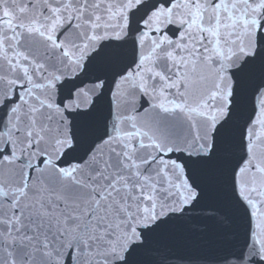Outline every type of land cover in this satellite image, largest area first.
<instances>
[{"label":"water","instance_id":"water-1","mask_svg":"<svg viewBox=\"0 0 264 264\" xmlns=\"http://www.w3.org/2000/svg\"><path fill=\"white\" fill-rule=\"evenodd\" d=\"M258 90L264 136V0H0V242L84 264L115 202L106 264H264L231 182Z\"/></svg>","mask_w":264,"mask_h":264},{"label":"snow or ice","instance_id":"snow-or-ice-1","mask_svg":"<svg viewBox=\"0 0 264 264\" xmlns=\"http://www.w3.org/2000/svg\"><path fill=\"white\" fill-rule=\"evenodd\" d=\"M85 7L90 5L85 4ZM91 19V17H89ZM260 91L258 90L253 97V110L245 124L242 134V155L237 161L231 171V182L233 195L238 202L239 206L248 214L249 217V230L247 236V245L251 247L254 243L259 244L264 241V231L254 232L251 228V217L254 209L251 207L250 202H254L264 206L262 201L257 195L258 189L251 186V181L259 179L257 176V169L264 167V136L259 135L260 125L255 121L260 112ZM223 127V126H221ZM218 134L220 129H217ZM107 135V133H106ZM216 156V151L211 153V157ZM206 163L210 162L209 157H201ZM248 166V176L245 178V184L249 187V199L246 201L241 195L239 187V174L242 169ZM163 198V193L161 194ZM124 207H128L124 205ZM124 218L121 208L112 202L108 205V215L106 222L102 223L99 230L94 236V243L90 245L91 255L85 254L84 264H106L110 259V252L114 243V237L117 235V226L119 221ZM255 236V239H254ZM14 244H6L0 242V264H23V261L16 259V253L13 251ZM135 251V249H133ZM182 259H190L189 257H182ZM162 264H168L167 259L162 261Z\"/></svg>","mask_w":264,"mask_h":264}]
</instances>
